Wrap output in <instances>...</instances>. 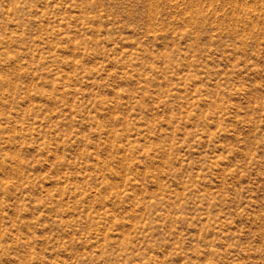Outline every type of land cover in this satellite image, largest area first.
Returning <instances> with one entry per match:
<instances>
[{"label": "rangeland", "instance_id": "1", "mask_svg": "<svg viewBox=\"0 0 264 264\" xmlns=\"http://www.w3.org/2000/svg\"><path fill=\"white\" fill-rule=\"evenodd\" d=\"M0 264H264V0H0Z\"/></svg>", "mask_w": 264, "mask_h": 264}]
</instances>
